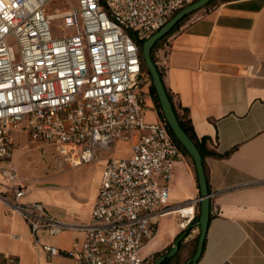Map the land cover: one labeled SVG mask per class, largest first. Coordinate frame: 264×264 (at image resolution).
<instances>
[{"label": "built area", "instance_id": "obj_1", "mask_svg": "<svg viewBox=\"0 0 264 264\" xmlns=\"http://www.w3.org/2000/svg\"><path fill=\"white\" fill-rule=\"evenodd\" d=\"M55 1L0 0V176L8 184L0 200L22 215L35 245L49 257L143 264L142 249L160 218L177 214L187 233L200 198L170 204L169 181L183 152L164 122L145 119L143 88L151 80L142 44L199 0H77L51 13ZM54 16L75 32L54 36ZM10 35L17 38L19 56ZM24 134L74 166L119 140L130 144L131 155L107 158L90 220L72 224L50 215L42 202L23 201L29 189L11 161ZM220 193L209 192L211 214L219 213ZM70 227L84 232L79 247L41 243L40 231L58 235Z\"/></svg>", "mask_w": 264, "mask_h": 264}, {"label": "crops", "instance_id": "obj_2", "mask_svg": "<svg viewBox=\"0 0 264 264\" xmlns=\"http://www.w3.org/2000/svg\"><path fill=\"white\" fill-rule=\"evenodd\" d=\"M156 54L180 114L190 120L199 140L207 139L209 191H221L216 199L219 213L212 214L203 254L195 264H264V184L258 183L264 179V0H217L200 8L160 43ZM151 84L143 88L145 119L164 122ZM17 147L16 142L11 163L18 170ZM106 160L97 170L91 164L66 171L72 174L77 195L51 182L39 187L21 181L29 189L23 201L42 202L50 215L72 224L88 222ZM83 181L86 185L80 187ZM244 182L250 184L237 187ZM169 190L170 204L201 196L195 163L184 152ZM7 191L0 176V192ZM180 233L173 214L160 218L155 237L142 249L143 264L167 253ZM199 233L200 226L193 225L168 264H191ZM39 238L43 244L75 248L84 232L70 227L50 235L43 230ZM0 264L77 263L69 257H49L35 245L22 215L0 200Z\"/></svg>", "mask_w": 264, "mask_h": 264}, {"label": "rangeland", "instance_id": "obj_3", "mask_svg": "<svg viewBox=\"0 0 264 264\" xmlns=\"http://www.w3.org/2000/svg\"><path fill=\"white\" fill-rule=\"evenodd\" d=\"M70 3L77 5L78 1L57 0L51 3L50 12L55 13L58 10L64 11L70 7ZM50 27L52 34L56 37L69 35L75 32V28L66 26L64 20L60 16L52 17ZM7 41L14 48L16 55L19 56L20 49L17 38L14 35H10L8 36ZM17 144L18 147L16 153L21 159V168L18 166L21 181L28 183L29 185L36 183L39 187L47 186L51 182V186L68 188L74 195H77L75 190L76 187L70 181L69 176L72 174L66 173L67 170H73L91 164L94 165L95 169L97 170L102 168L105 160L109 157H117L122 159L131 155L130 144L119 140L110 149L101 150L91 163L77 167L58 156L51 146L45 143L33 141L31 137L27 135H22L17 141ZM84 185H86L85 181H83L82 186L80 187H84ZM173 215L176 217L177 222L179 223V216L177 214ZM157 258H159V255L155 256L152 261L156 260ZM170 262H173V258L169 261V263Z\"/></svg>", "mask_w": 264, "mask_h": 264}, {"label": "water", "instance_id": "obj_4", "mask_svg": "<svg viewBox=\"0 0 264 264\" xmlns=\"http://www.w3.org/2000/svg\"><path fill=\"white\" fill-rule=\"evenodd\" d=\"M210 1L212 0H199L194 4L182 9L168 22V24L165 27H163L157 33L152 35L142 44L143 61L145 62L151 74L152 83L155 87L157 96L159 98L164 117L168 125L170 126L172 132L181 143V145L192 156L198 174V180H199L200 192H201L200 206H199L200 233L198 237L196 252L192 260L189 261L192 264L198 262V260L201 258L203 254L204 244L210 222L211 202L209 199L210 191H209L208 179L204 168L202 154L195 141L192 139L190 134L186 131V129L182 126V124L179 121V118L173 107L172 101L167 93L161 74L157 66L153 62L151 51L154 45L156 44V42L159 41L165 34H167L168 31L172 29L180 20H182L188 14L204 7ZM181 239L182 237L177 239L175 241L174 246L170 249V251L160 256L153 264H166V261L168 259L175 257L179 251V242L181 241Z\"/></svg>", "mask_w": 264, "mask_h": 264}, {"label": "trees", "instance_id": "obj_5", "mask_svg": "<svg viewBox=\"0 0 264 264\" xmlns=\"http://www.w3.org/2000/svg\"><path fill=\"white\" fill-rule=\"evenodd\" d=\"M216 2H217V0H212V1H210L207 5H205L204 7L209 8V7H211L212 5H214ZM190 14H191V13H190ZM190 14H188L186 17H184L182 20H180V21H179V22H178V23H177L172 29H170V30L168 31L167 34H165V35H164L159 41H157L156 44L154 45L152 51H151V55H152L153 62H154L155 65L157 66V68H158V70H159V72H160V74H161V77H162V79H163V82H164V71H163V68H162V66L160 65L159 61H158V56H157V54H156V50H157V48L159 47L160 43L163 42L165 39H167V37H168L169 35H171L173 32H175V31L179 28L180 24H181L186 18H188V17L190 16ZM142 58H143V56H142ZM143 67H144V70H145L146 74L149 76V78H150V80H151V82H152L151 74H150V72H149V70H148V68H147V66H146V64H145L144 61H143ZM164 85H165V82H164ZM165 87H166L167 93H168V95H169V97H170V99H171V101H172L173 107H174V109H175V111H176V114H177V116H178V118H179L180 123L182 124V126L186 129V131L190 134V136L192 137V139H193V140L195 141V143L197 144V146H198V148H199V150H200V152H201V154H202V157H203V163H204L205 156L209 153V151H208V149H207V144H206V142H207L206 140H207V139H205V138H203L202 140H199V139H198V137H197V135H196V133H195V131H194V128H193V126H192L190 120L185 119V118L180 114V112H179V110H178L176 104L174 103V100H173V97H172L171 92L169 91V89L167 88L166 85H165ZM151 90H152V92L154 93V95H155V97H156V99H157V101H158V105H159V107L161 108V104H160V101H159V98H158V96H157V93H156V90H155V87H154L153 83L151 84ZM161 109H162V108H161ZM164 123L166 124V126H167V128H168L170 134L172 135L174 141H175L176 144L179 146V148L182 150V152L186 153L187 155H189V156L192 158V156H191V155L187 152V150L181 145V143L179 142V140L177 139V137H176V136L174 135V133L172 132V130H171L170 126L168 125V123H167L165 117H164ZM192 160H193V158H192ZM193 161H194V160H193ZM204 168H205V167H204ZM199 206H200V203H199V205H198V212H197L196 218H195V220H194V223H193V224L190 226V228L187 230V233H183V232H182V233H180V234L176 237V239H175V241H176L177 239H179L180 237H182L181 241L179 242V248H180V246H181V244H182V241H183L184 238L187 236L188 232L191 230L192 226L195 225V224L199 225ZM212 217H213V215L210 213V220H211ZM205 244H206V240H205ZM205 244H204V248H205ZM171 248H172V247H170V249H171ZM170 249H168L167 253L170 251ZM203 251H204V250H203ZM195 252H196V251H195ZM194 254H195V253H194ZM162 255H164V253H163V254H159V257L162 256ZM171 259H172V258H171ZM171 259H168V260L166 261V264H168L169 261H170ZM191 264H192V263H191Z\"/></svg>", "mask_w": 264, "mask_h": 264}, {"label": "bare ground", "instance_id": "obj_6", "mask_svg": "<svg viewBox=\"0 0 264 264\" xmlns=\"http://www.w3.org/2000/svg\"><path fill=\"white\" fill-rule=\"evenodd\" d=\"M56 17V16H55Z\"/></svg>", "mask_w": 264, "mask_h": 264}]
</instances>
